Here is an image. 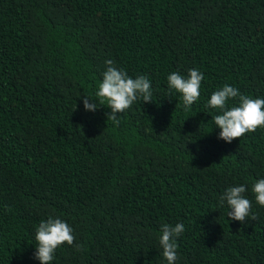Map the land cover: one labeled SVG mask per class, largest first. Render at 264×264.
<instances>
[{"label":"trees","instance_id":"16d2710c","mask_svg":"<svg viewBox=\"0 0 264 264\" xmlns=\"http://www.w3.org/2000/svg\"><path fill=\"white\" fill-rule=\"evenodd\" d=\"M112 60L151 82L107 120ZM204 76L185 110L167 76ZM225 84L264 99V0H0V264H40L49 217L75 241L50 264H167L161 226L183 223L175 264H264V127L226 143L207 102ZM229 99L226 107L238 106ZM243 185L255 220L220 197ZM76 245L81 247L77 249Z\"/></svg>","mask_w":264,"mask_h":264},{"label":"clouds","instance_id":"9594fccd","mask_svg":"<svg viewBox=\"0 0 264 264\" xmlns=\"http://www.w3.org/2000/svg\"><path fill=\"white\" fill-rule=\"evenodd\" d=\"M108 65L103 72L102 82L95 92L96 100L84 96L83 106L86 111H95L99 106L107 102L111 109L107 113V120L114 125L120 123V115L128 109L134 101L142 97V102H152L151 82L144 76L139 75L135 79L129 77L123 69L113 66L112 60H106ZM203 74L198 69H189L185 78L178 72H172L167 76L168 88L181 94L185 110L188 109L200 96L201 81ZM239 99L238 106L230 109L226 107L229 99ZM212 109L219 110L220 114L213 117L215 127L220 129L218 139L231 143L233 139L242 137L246 133L255 132L257 128L264 127V99L250 98L240 94L233 86L225 84L222 88L214 91L207 102ZM258 205L264 207V178L254 182L251 189ZM246 187L243 185L229 187L220 197V202H227L230 211L227 217L230 220L241 223L246 220H255L251 214L252 202L245 197ZM185 231L183 223H177L174 227L169 224L161 226L159 244L162 248V256L167 264H175L177 257L176 238ZM35 240L37 241L35 258L40 264H50L54 259L55 250L63 244L73 245L75 237L73 229L59 218L49 217L47 221H41L36 228ZM77 249L81 246L76 245Z\"/></svg>","mask_w":264,"mask_h":264}]
</instances>
